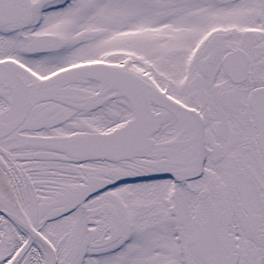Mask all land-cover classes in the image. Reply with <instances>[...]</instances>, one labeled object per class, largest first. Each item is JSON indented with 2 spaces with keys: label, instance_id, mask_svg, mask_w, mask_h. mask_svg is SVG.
Here are the masks:
<instances>
[{
  "label": "snow or ice",
  "instance_id": "1",
  "mask_svg": "<svg viewBox=\"0 0 264 264\" xmlns=\"http://www.w3.org/2000/svg\"><path fill=\"white\" fill-rule=\"evenodd\" d=\"M0 264H264V0H0Z\"/></svg>",
  "mask_w": 264,
  "mask_h": 264
}]
</instances>
